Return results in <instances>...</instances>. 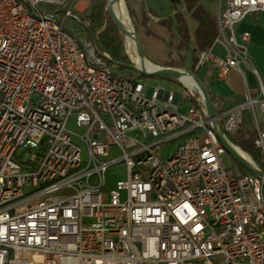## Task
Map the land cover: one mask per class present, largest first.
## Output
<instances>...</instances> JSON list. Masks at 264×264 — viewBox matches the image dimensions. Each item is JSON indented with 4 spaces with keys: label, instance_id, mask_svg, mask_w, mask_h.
I'll list each match as a JSON object with an SVG mask.
<instances>
[{
    "label": "built area",
    "instance_id": "built-area-1",
    "mask_svg": "<svg viewBox=\"0 0 264 264\" xmlns=\"http://www.w3.org/2000/svg\"><path fill=\"white\" fill-rule=\"evenodd\" d=\"M69 1L0 0V264H264V172L226 167L220 139L232 143L248 110L260 159L248 162L264 169V86L241 106L212 100L211 115L190 75L177 89L122 75L68 30L78 16L57 11ZM261 11L264 0H220L218 36L191 71H242L251 33L236 25ZM113 166L123 175L110 184Z\"/></svg>",
    "mask_w": 264,
    "mask_h": 264
},
{
    "label": "rangeland",
    "instance_id": "rangeland-1",
    "mask_svg": "<svg viewBox=\"0 0 264 264\" xmlns=\"http://www.w3.org/2000/svg\"><path fill=\"white\" fill-rule=\"evenodd\" d=\"M92 1L93 0H70L67 5V8L71 10L73 14L76 16L82 15L84 12H86L88 7L91 5ZM110 3H111V0H107L106 9L108 11V15L110 19L114 22L113 17L109 11ZM124 4L127 9V15L129 17L131 26L133 30L135 31V35L139 43V46L143 52L144 57L147 60L153 62L156 65L163 66V67L168 66V67H176V68H181V69L188 68L189 70L194 69L193 67L194 62L191 60V53H189L186 59V62L183 63V60L180 57L179 52L175 48L178 41L181 38L178 28H177V24H176L177 23L176 15L173 16L172 19L170 18L159 19L156 17V15L151 14L157 18V21H154L152 16L151 15L149 16L148 14L145 18L147 20L143 23L142 20L144 18H142V15L139 14L136 18V14L134 11H132L131 7H129V10H128V6L130 5L127 4L126 0H124ZM40 8L44 10H52V9H58L59 7L52 5V4L43 3V4H40ZM181 12L183 16L185 17L186 21L192 24L194 21L190 16V13L192 12V10H190L184 4ZM80 19L81 18L77 19L74 16H66L65 24L69 30L77 34L79 37L83 39H89L86 32L84 31V24L82 22V19L81 20ZM122 32L124 33V42H125L126 51L134 59L135 65H137L138 62L136 61V58L138 57L137 56L138 54L135 51L134 45L128 41L127 33L124 31ZM192 44L193 43H191V45ZM191 45H190V49H191ZM120 72L122 75H126V76L129 74H133L134 77L145 80L147 84L152 85V86L159 85V86L177 89L176 87L177 80L173 77H167L164 75H150V74H144V73L142 74L136 70L134 71L133 70L132 71L120 70ZM67 127L68 129L72 130L73 132L79 135H82L85 132V128L77 124L75 113H73L69 117L67 121ZM253 127H254V123L252 119L250 118V116L248 115V113H246L242 128H244V130L246 131L247 130L249 131V130H252ZM252 131H255V130H252ZM183 140H184L183 138H179V139L170 140L164 143L162 147L164 158L171 155L178 148V145ZM229 140L233 144L241 147L244 151L246 152L250 151L248 148H246L248 150L247 151L241 145L234 143L230 138ZM74 141H76L78 144H80L83 147V161L84 162L87 161L88 152H87V148L84 142L81 140L79 136H74ZM114 154H116V151H114ZM222 158H223V162L225 166L228 168L234 167L236 170H241L245 168V166L227 148H225V153L223 154ZM122 175H123V166H113L112 168H110V170L108 171V175H107L109 183L111 184L115 178H119ZM31 264H41L40 257L32 258Z\"/></svg>",
    "mask_w": 264,
    "mask_h": 264
},
{
    "label": "crops",
    "instance_id": "crops-1",
    "mask_svg": "<svg viewBox=\"0 0 264 264\" xmlns=\"http://www.w3.org/2000/svg\"><path fill=\"white\" fill-rule=\"evenodd\" d=\"M128 6L135 12L136 18L140 14L142 18H146L149 14L156 15L159 19L170 18L176 15V9L182 10L183 5L187 4V0H180L175 6L171 0H126ZM192 0V12L198 11L200 13L207 12L213 14L217 20V14L220 8V0ZM187 6V5H186ZM191 12V13H192ZM190 13V15H191ZM151 15V16H153ZM155 17V16H154ZM153 18L157 21V18ZM142 20L144 23L147 19ZM152 20V19H151ZM175 20V19H174ZM177 24V23H176ZM192 28L196 27V22L189 23ZM236 30L240 33L242 31H249L251 33V40L247 45V59L249 64L242 63V71L233 69L227 79H220L217 76L216 70L209 66L203 67L196 74L206 86L211 99H221L226 107L241 106L245 102V92L247 86L259 90L261 85L264 86V11L252 13L236 25ZM194 43L191 45L189 53H191V60L193 61ZM191 51V52H190ZM213 51L220 55L226 54V49L223 44L216 43L213 46ZM188 53V55H189ZM254 69L256 71H254ZM250 116L248 110L244 111ZM264 120V115H261ZM254 130V127L253 129ZM253 132V139H255V131ZM248 131V130H247Z\"/></svg>",
    "mask_w": 264,
    "mask_h": 264
},
{
    "label": "trees",
    "instance_id": "trees-1",
    "mask_svg": "<svg viewBox=\"0 0 264 264\" xmlns=\"http://www.w3.org/2000/svg\"><path fill=\"white\" fill-rule=\"evenodd\" d=\"M171 1L173 5L176 6L180 0ZM191 1L192 0L186 1V5L190 10L192 9ZM106 2L107 0H93L86 12L80 15L84 18L82 19L83 24L84 22L86 23V25H84V31L89 39H91L89 36V32H91L98 43L103 47L104 51L109 54L108 58H104L110 65L119 70L132 71L135 61L126 51L124 33L108 15ZM175 13L177 28L181 37L175 48L179 52L183 63H185L190 45L194 43V49L192 50L194 66L196 53L211 47L218 36L219 32L216 17L207 12L200 13L198 11H193L190 16L196 22V27L192 28L180 9L177 8ZM97 52L102 55L99 51ZM129 76H133V74H129ZM242 127L237 132L230 134L229 138L234 143L241 145L244 149L248 148L251 152L246 150L253 154L257 161H260L258 150L254 145L253 132L246 131ZM244 171L251 172L248 169H244Z\"/></svg>",
    "mask_w": 264,
    "mask_h": 264
},
{
    "label": "water",
    "instance_id": "water-1",
    "mask_svg": "<svg viewBox=\"0 0 264 264\" xmlns=\"http://www.w3.org/2000/svg\"><path fill=\"white\" fill-rule=\"evenodd\" d=\"M30 8V4L29 3H26ZM111 4V3H110ZM109 11L113 17V20L114 22L118 25V27L126 32L118 23L117 21L115 20L112 12H111V9L109 8ZM57 12H62V13H68L69 15H73V12L69 9H65V8H62V9H59ZM79 18L81 19H84L82 16L78 15ZM127 33V32H126ZM128 34V33H127ZM89 36L90 38L92 39V41L94 42L97 50L102 53L104 52V49L103 47L98 43V41L96 40V38L93 36V34L91 32H89ZM133 37V39L135 40V42L137 43V54L139 56L140 59L142 60H145L146 58L144 57L143 55V52L139 46V43L137 41V38L135 35H131ZM141 65L144 67L145 64L140 62ZM133 68L137 69V65H134ZM142 73L144 74H150V75H164V76H169V77H174V78H178V77H181V76H184V75H190L193 77V79L195 80V82L197 83V85L199 86L204 98H205V101H206V105L208 107V111L211 115H214L216 113V110L214 108V105H213V102H212V99H211V96L206 88V86L204 85V83L202 82V80L198 77V75H196L193 71L191 70H184V69H181V68H176V67H168V66H165V67H161L160 69H157V70H154V71H146L144 69H141ZM220 139L224 145L225 148H227L231 153H233V155L245 166L246 169H248L249 171H251L252 173H255V174H262L264 172V169H258L256 167H254L253 165H251L247 160H245L244 158H242L239 154H237L232 148L231 146L229 145V142L227 141V139L220 135Z\"/></svg>",
    "mask_w": 264,
    "mask_h": 264
},
{
    "label": "bare ground",
    "instance_id": "bare-ground-1",
    "mask_svg": "<svg viewBox=\"0 0 264 264\" xmlns=\"http://www.w3.org/2000/svg\"><path fill=\"white\" fill-rule=\"evenodd\" d=\"M110 9L117 23L128 33L127 34L128 41L134 45L135 51L137 53V43L131 36V35H135V31L133 30L131 23L129 21V17L127 15V9L125 7L124 0H111ZM136 61L138 63L140 62L144 63L145 64L144 67L149 71L150 70L153 71L159 68L153 62L147 59L142 60L139 58V56L136 58ZM182 78H186V77L182 76ZM197 114H204V107H197ZM209 135H216V125H209ZM229 145L242 158H244L247 161H251L249 154L246 151H244L241 147L233 143H229Z\"/></svg>",
    "mask_w": 264,
    "mask_h": 264
}]
</instances>
